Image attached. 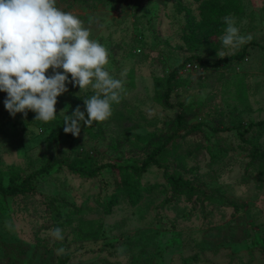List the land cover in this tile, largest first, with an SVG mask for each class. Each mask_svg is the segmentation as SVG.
Segmentation results:
<instances>
[{"label":"rangeland","instance_id":"374dc122","mask_svg":"<svg viewBox=\"0 0 264 264\" xmlns=\"http://www.w3.org/2000/svg\"><path fill=\"white\" fill-rule=\"evenodd\" d=\"M56 6L107 47L109 71L125 91L109 120L81 122L79 136L63 131V117L80 106L87 119L91 89L67 83L48 123L33 111L13 117L0 91L4 183L54 159L141 165L173 138L145 172L106 167L88 177L57 165L32 190L0 195V264H264V160L252 156L254 145L264 152V125L241 133L264 120V0H57ZM226 16L253 38L225 56L246 49L243 58L216 66L217 52H230L220 39ZM186 58L200 66L179 67ZM173 72L168 107L163 92ZM52 74L50 68L46 76ZM196 124L201 129L189 132ZM226 127L232 129L217 130ZM55 228L63 240L51 235ZM63 254H69L64 263Z\"/></svg>","mask_w":264,"mask_h":264},{"label":"clouds","instance_id":"9594fccd","mask_svg":"<svg viewBox=\"0 0 264 264\" xmlns=\"http://www.w3.org/2000/svg\"><path fill=\"white\" fill-rule=\"evenodd\" d=\"M56 3L0 0V91L7 93L4 107L10 115L26 117L33 111L35 120L48 123L56 119L57 98L68 91L67 83L83 92L91 89L94 94L84 98L87 119L80 106L63 117V131L79 136L81 122L91 127L112 117L113 104L122 100L124 81L109 71L107 47L91 38L82 20ZM224 21L227 27L220 39L230 52H217L220 58L253 38L240 33L234 17L226 16ZM50 68L53 74L46 76ZM51 235L57 240L64 238L60 228L53 229Z\"/></svg>","mask_w":264,"mask_h":264},{"label":"trees","instance_id":"16d2710c","mask_svg":"<svg viewBox=\"0 0 264 264\" xmlns=\"http://www.w3.org/2000/svg\"><path fill=\"white\" fill-rule=\"evenodd\" d=\"M246 49L242 50L241 52L230 56V57H225L222 59H218L216 62L213 63V65H221L222 63L234 59V58H243L246 55ZM193 60L192 58H186L185 62H183L179 67H184L188 63H191ZM176 73L173 72L167 81V87L163 92V100L166 106L168 107H173L174 104L169 102L170 95L173 92V84L172 81L175 79ZM179 106H183V103H179ZM177 122L179 123V126L183 125L186 122V116L183 114H178L177 115ZM249 126L245 128L241 133H249L251 129L258 125V126H263L264 125V120H260L257 122H251L248 124ZM201 124H196L192 126L188 131L193 132L201 129ZM232 129V127H226V128H218L217 130H229ZM172 136H168L165 141L159 145H157L153 151L148 155V157L143 161L141 165H135V164H126V165H119L115 164L112 162L104 163L101 165H94L90 166L84 162L78 163V162H69L64 159H54L49 163L44 164L42 167L34 170L31 172L28 176L23 178L20 181H17L15 177H10L9 181L7 184L4 183L3 181V172L0 170V195L7 196V195H17L21 192H26L30 191L34 188V180L45 173L51 172L55 166H67L71 171L74 173H78L81 175H85L88 177H94L98 174V172L106 167H112V168H120V169H132L140 172H145L147 169L154 164L158 163V157L160 154L163 152L165 149L166 145L172 140ZM252 156L253 158H262L264 160V152L260 151L259 147L257 145H254L252 148ZM175 185L179 186L182 184L183 179L181 178H175L174 179ZM69 257V254H63L61 262L64 263V261Z\"/></svg>","mask_w":264,"mask_h":264},{"label":"built area","instance_id":"2783aa9c","mask_svg":"<svg viewBox=\"0 0 264 264\" xmlns=\"http://www.w3.org/2000/svg\"><path fill=\"white\" fill-rule=\"evenodd\" d=\"M186 66H187L186 69H190L191 67H196L197 68L200 65L198 63H196V62H192V63H188Z\"/></svg>","mask_w":264,"mask_h":264}]
</instances>
